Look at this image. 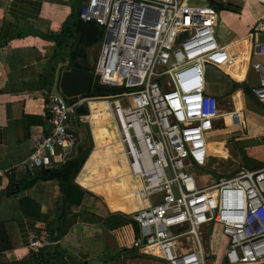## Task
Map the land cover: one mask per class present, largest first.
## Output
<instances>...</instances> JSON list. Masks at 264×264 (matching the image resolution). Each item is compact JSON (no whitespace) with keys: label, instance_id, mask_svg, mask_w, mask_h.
Segmentation results:
<instances>
[{"label":"built area","instance_id":"1","mask_svg":"<svg viewBox=\"0 0 264 264\" xmlns=\"http://www.w3.org/2000/svg\"><path fill=\"white\" fill-rule=\"evenodd\" d=\"M184 1L87 0L80 22L95 25L102 34L92 85L119 90L94 98L51 96V130L34 139L22 166L29 173L49 169L59 152L64 163L75 142L68 133L72 121L90 126V104L102 103L116 129L128 175L137 183V210L130 216L138 236L131 241V250L164 264H211L200 232L217 226L226 240L225 264H264V166L212 185H200L192 173L208 164L210 134L218 127L244 131L245 123L234 106L221 113L218 97L206 92L207 67L222 70L229 62L226 47L216 38L215 23H185L173 31L180 13L196 15L185 12ZM212 1L224 6L233 0ZM246 1L264 7V0H242ZM249 34L248 70L255 75L251 93L264 105V17ZM195 65H201L203 80L192 103L180 89L177 74ZM81 105L86 111L79 114L76 109ZM74 127L78 157L86 139ZM50 244L28 239L31 251Z\"/></svg>","mask_w":264,"mask_h":264},{"label":"crops","instance_id":"2","mask_svg":"<svg viewBox=\"0 0 264 264\" xmlns=\"http://www.w3.org/2000/svg\"><path fill=\"white\" fill-rule=\"evenodd\" d=\"M77 1L0 0V196H2L0 197V223L4 226V233H0V264L22 262L27 260L31 253L38 257L39 264H46L47 262L48 264H82L94 261H101L102 264H115L113 263L115 250H118L123 257L133 251L130 249V243H128L129 245L126 244L124 249L122 248V240L118 238L122 228L108 231L101 222L108 215H111L107 209L110 212L128 213L129 205H120L118 202L105 199L107 209L103 207L102 210L105 214L93 211L95 206L90 205V196L85 189L87 187H82L76 181L81 169L73 182L87 193V197L81 206L72 207L68 210V215L64 221L58 219V214L61 212L62 196L56 181H40L14 196L6 197L11 182L17 186L20 181L26 178L28 171L22 166V163L32 153L34 139L47 136L51 130L48 112L49 100L53 96V89L57 84V74L60 75L62 70L70 69V59L68 48H63L55 56L56 44L50 39L56 37L62 28L74 29L73 22L69 24V21L74 19L73 15L78 6ZM240 2L245 3L242 0ZM86 3L87 0H80V10ZM213 3L212 0L190 3L187 0L184 6L185 12L188 10L196 13V15L180 13L179 16L182 19L176 27L178 28L185 23H210V20L205 19L202 14H213L216 18V27L217 14L219 15L222 10H227L228 7H233L235 0L224 6ZM218 6L222 9L218 10ZM257 20L259 19L252 17L253 22L249 26L243 23H231L229 25L231 40L227 44L220 42L226 47L229 62L234 68L235 62H240L241 58L245 56L246 50L248 49V52L250 50L249 33ZM77 60L80 58L76 59L74 64L86 68L77 63ZM66 63L68 66L59 70V66ZM195 66L188 68V71ZM198 66L201 67V65ZM89 69L91 70L92 67ZM237 70L241 69L236 68L235 71ZM218 71H222L230 77L226 72L231 73V71L225 66ZM247 75L246 73L243 80L233 79L232 82L247 83L245 80ZM202 80L203 71L198 81L189 82V86L194 90L189 92L192 98H187V101H192L191 99L194 101L197 97L193 94H198L197 91ZM92 86L91 83L89 91ZM229 87L232 103L235 100L233 95L238 91L241 93L243 105L242 109H238L242 112L245 109L242 90L238 89L231 92V82ZM115 90L117 93L119 89ZM206 92L214 95L207 91V87ZM215 96H220L218 91ZM244 113L243 111V117ZM72 123L75 126L74 121ZM251 124L263 129L253 123ZM246 127L247 122H245V129H247ZM82 133L84 134V132ZM61 164L63 162L59 152L53 160L54 168ZM10 168L13 170L8 174L7 170ZM90 191H92L91 188ZM23 199H29L35 204L33 210L26 207V211L34 215L22 214L19 202ZM37 206H39V211ZM123 229L131 241L138 236V232H135L131 225L124 226ZM31 237L51 244L43 247L44 251L42 249L31 251L28 248V239ZM111 237L114 240L109 239ZM101 244L103 248L98 246ZM41 252L44 256L39 255ZM56 253L61 257V261L58 263H54V254ZM139 256L150 255L138 253L136 264L140 260ZM103 257L109 260L105 262ZM154 258L160 261L157 257ZM124 264L135 263L127 260Z\"/></svg>","mask_w":264,"mask_h":264},{"label":"rangeland","instance_id":"3","mask_svg":"<svg viewBox=\"0 0 264 264\" xmlns=\"http://www.w3.org/2000/svg\"><path fill=\"white\" fill-rule=\"evenodd\" d=\"M204 1L205 0H189V3ZM186 2L187 0L184 1V4H186ZM202 15L205 19L210 20V23H215L216 18L213 14ZM251 16L258 19L263 18L264 7L252 1L241 3L240 0H235L233 7H228L227 10H222L219 12V15L217 14V26L215 27L216 38L222 44H227L231 40L229 25L231 23H243L246 26L252 25L253 21ZM181 19L182 18L179 16L178 21ZM259 39H263V35H259ZM250 42L252 41L249 35V49L251 46ZM84 53L86 57L85 60H77V63L84 65L86 68H91L98 55V44L85 48ZM250 61L247 49L245 56L241 58L240 62H235V65H239V69L241 70H237L234 73L226 72L230 77L213 67H207L205 77L207 91L214 95H216L218 91V94L220 95L218 97L220 112H225L229 106H234L235 110H237L241 117V121L244 123L247 122V129L241 131V129H221L218 127L215 132L209 135V142L211 145H208V151L210 154L208 164L203 169L194 168L192 171L193 175L199 180L200 185L215 184L221 178L232 177L246 169L241 155L242 148L240 151L237 142H235L236 140L243 143L244 152L246 151L247 153V151H250V156L253 159L258 162H263L264 164V145L258 146L255 150L256 141H264V127L263 129H259L256 126L254 127L251 124V119L247 120L245 117L246 113H244L243 118V111L245 112V109L242 112L238 109H242V96L239 93L234 96L235 100L233 99L234 101L232 105V94H230L229 90L230 82H232L233 79L237 81L238 79L243 80L246 73L248 74L246 77L247 79H245L247 83L250 85L254 83L255 75L251 70H248ZM255 61H259V59L253 60L252 62ZM229 64L231 63L229 62ZM201 73L202 68L197 65L190 71L185 69L177 74L179 87L185 95L189 94V92H193L194 89L189 86V82L194 83L198 81V79L201 78ZM194 95L196 94H193V96ZM188 98H192V95H189ZM191 100L192 101L188 102L194 103L193 99ZM124 104H126V102ZM90 110L91 115L88 118L90 126H87V128L82 124L78 126V124H76L77 122L74 121L75 126H78L77 128L86 134L87 139H89L90 136L91 140L87 145L89 150L81 167V173L78 175L76 181L82 187H87L85 189L90 196V205L95 206L93 211L96 213L105 214V212H102L103 207L107 209L105 199L118 202L120 205L132 204L133 207H135L137 206L136 198H133L135 199L134 201L129 197V190H131V193L133 192L134 195L133 188L137 186V183L133 181L131 182L123 161L119 155H116V151H119L116 149V142L118 140L116 129L110 121V117L106 118L105 116L106 110L104 104L99 102L91 103ZM84 134L82 133L83 136ZM237 134H239L238 137ZM167 176L171 177L169 171H167ZM90 188L92 191H90ZM160 197L161 196H156L155 199ZM153 200L154 199L151 198L150 202L153 203ZM119 207L121 208V206ZM107 211L111 213V215H119L125 219L131 220L129 213L110 212L108 209ZM118 238L122 240L123 249L126 244L129 245L128 243H131V240L128 239L127 233L123 228ZM200 238L204 251L208 255L211 264H225L223 252L226 247V240L221 236L219 228L217 226H211L210 228L203 229L200 232ZM109 239L114 240L113 237ZM92 245L94 244L92 243ZM98 246L103 248L102 244ZM137 256L138 253L134 250L126 257H123L118 250H115L113 252V263L124 264L127 260H130V262L136 264V260L138 259ZM139 258L140 260L138 264H164L163 261L160 262L153 256H139ZM103 259L105 262L109 260L106 257H103Z\"/></svg>","mask_w":264,"mask_h":264},{"label":"trees","instance_id":"4","mask_svg":"<svg viewBox=\"0 0 264 264\" xmlns=\"http://www.w3.org/2000/svg\"><path fill=\"white\" fill-rule=\"evenodd\" d=\"M79 2L80 0L77 1L78 6L75 11V14L73 15L74 16L73 21L72 20L69 21V24L70 22H73L74 29L70 30L69 28H65V29L62 28L60 33L56 37H52L50 40L56 44L55 56L58 55L63 48H68L70 68L74 67L77 69L91 71L92 69L90 70L89 68H81L80 66H77L74 63L78 58H80L81 60H85L86 57H85L84 49L97 45L101 38V32L93 24H83L80 22L79 14L81 10L79 6ZM212 7L214 8V6ZM221 9L222 8L218 6V10ZM238 89L242 90L245 99V113H246L245 117L247 118V120L251 119L253 124L263 128L264 105H262L251 93V85L249 83L231 82V92H234ZM115 92H116L115 89L100 87L96 83H94L89 93L83 95L82 97L84 98L104 97L110 94H114ZM238 93L241 95V93L238 91L233 96H236ZM196 95L198 97V94ZM197 97L194 99V102L196 101ZM86 114L87 113H85L84 115ZM76 122H77L76 124L80 126L81 123L78 121ZM82 125L86 126L85 124ZM84 135H85L86 143L85 146L79 148V153L77 158L66 160L63 164H61L57 168H54L53 165L49 169H42L33 173L28 172L26 178L23 181H20L17 184V186L12 182L9 184L6 197L14 196L19 192L32 187L33 185H35L37 182L40 181L41 182L56 181L59 185V190L62 196L61 212L58 214L59 216L58 219L62 221L66 220V217L68 215V210H70V208L72 207L81 206V204H83L85 198L87 197V193L84 192L82 189H80L78 186H76L73 182V180L77 177V174L79 173L84 163L86 154L88 153L89 148L87 145L89 144V142H91L90 136L89 139H87L86 134ZM238 135L239 134H237V137ZM235 142H237L239 150L242 148V151L241 150L240 151L242 152L241 154L242 159L244 161L245 168L247 170H252L264 166L263 162H258L250 156L251 155L250 151H247V153L246 151L244 152L243 149L244 145L241 141L236 140ZM260 145H264V141L262 140L256 141V146H260ZM26 207L28 209L33 210L35 204L29 199L20 200L19 208L22 214L26 216L30 214L34 215L32 213H28L26 211ZM37 209L39 211V206H37ZM101 222L108 231L116 230L119 228H123L124 226L131 225L133 226L135 232H138L136 223H134L132 220L125 219L124 217L119 215H108V217H106V219H103ZM0 233L2 234L4 233V226L1 223H0ZM39 255L44 256L42 252ZM54 257H55L54 263H58L61 261V257L59 254L58 255L57 253L54 254ZM33 263L39 264V259L34 253H31L27 260L15 264H33ZM46 264H48V262Z\"/></svg>","mask_w":264,"mask_h":264},{"label":"water","instance_id":"5","mask_svg":"<svg viewBox=\"0 0 264 264\" xmlns=\"http://www.w3.org/2000/svg\"><path fill=\"white\" fill-rule=\"evenodd\" d=\"M68 63L59 66L60 69H65ZM57 84L53 89V96L59 97L61 99L69 100L72 98L82 97L86 95L90 89L92 83V73L87 70L70 68L69 70H62L61 74H57ZM86 111L85 105H81L76 109V112L82 114ZM49 126V125H47ZM68 133L75 139L74 145L71 148V152L67 155L66 160L74 159L76 157V145L79 141V136L75 132V127L72 125ZM145 243V239L143 240ZM82 264H102L101 262H89Z\"/></svg>","mask_w":264,"mask_h":264},{"label":"bare ground","instance_id":"6","mask_svg":"<svg viewBox=\"0 0 264 264\" xmlns=\"http://www.w3.org/2000/svg\"><path fill=\"white\" fill-rule=\"evenodd\" d=\"M180 15V14H179ZM178 19H179V16L177 17V20H176V23H175V25H174V30L173 31H175L176 29H177V25H178V23L180 22V21H178ZM225 67L227 68V69H229L230 71H231V73H234L235 72V69L236 68H240V66L239 65H235V68H234V66L233 65H231V64H229V62L225 65ZM104 107H105V105H104ZM105 110H106V108H105ZM105 116H106V118L107 117H110L108 114H107V112L105 113ZM117 133V132H116ZM116 144H117V148L116 149H118L119 151H116V155H119V157L121 158V160L123 161V163H124V166H125V168H126V170H127V163H126V159H125V156H124V154H123V149H122V147H121V145L119 144V142H118V140H117V142H116ZM227 156V155H226ZM128 171V170H127ZM130 177V176H129ZM130 179H131V177H130ZM131 182H132V179H131ZM132 187H133V184H132ZM134 189L135 188H133V191H134ZM130 192H129V197L130 198H135L134 197V195H133V192L131 193V190H129ZM134 201H135V199H133ZM129 207H130V210H129V214L132 212V211H135V210H137V206H135V207H133V205L132 204H130L129 205Z\"/></svg>","mask_w":264,"mask_h":264}]
</instances>
